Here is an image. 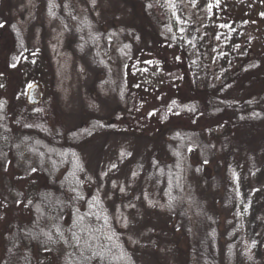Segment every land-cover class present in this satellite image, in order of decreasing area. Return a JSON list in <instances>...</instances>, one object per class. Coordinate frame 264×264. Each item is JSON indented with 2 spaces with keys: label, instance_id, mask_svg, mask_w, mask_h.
I'll list each match as a JSON object with an SVG mask.
<instances>
[{
  "label": "rangeland",
  "instance_id": "1",
  "mask_svg": "<svg viewBox=\"0 0 264 264\" xmlns=\"http://www.w3.org/2000/svg\"><path fill=\"white\" fill-rule=\"evenodd\" d=\"M138 1L2 0L25 48L13 57L14 39L0 29V94L18 109L34 87L31 104L66 130L91 119L108 125L120 113L138 121L95 133L79 148L139 264H228L229 238L237 264H264V126L193 130L180 191L175 167L187 138L154 112L160 96L186 98L192 84L232 83L241 100L259 96L264 0ZM148 1L161 12L151 14ZM68 10L91 20L98 51L80 45ZM146 21L165 34L159 54ZM1 172L25 191L39 180L18 176L13 161Z\"/></svg>",
  "mask_w": 264,
  "mask_h": 264
},
{
  "label": "trees",
  "instance_id": "2",
  "mask_svg": "<svg viewBox=\"0 0 264 264\" xmlns=\"http://www.w3.org/2000/svg\"><path fill=\"white\" fill-rule=\"evenodd\" d=\"M146 7L153 15L161 12L156 2L148 1ZM67 15L80 45L98 51V36L91 20L69 10ZM145 26L151 35V50L159 54L167 42L165 34L155 33L147 21ZM3 27L14 39L13 57H21L25 36L11 22L0 0V29ZM177 70L174 68L173 73L178 74ZM31 103L16 109L14 98L0 94V264H139L91 178L79 148L95 133L127 130L131 125L140 127L138 121L130 114L120 113L108 125L91 119L79 128L66 130L50 125L43 109ZM155 105L159 121L179 127L187 138L175 167L180 191L193 130L264 126V87L256 98L241 100L232 83L207 90L192 84L188 97L162 95ZM9 161H13L18 176L27 178L35 173L38 182L27 191L18 188L1 172ZM230 196L234 199L233 192ZM21 204L29 212L28 220ZM192 213L197 211L192 209ZM226 260L237 264V245L231 238Z\"/></svg>",
  "mask_w": 264,
  "mask_h": 264
},
{
  "label": "water",
  "instance_id": "3",
  "mask_svg": "<svg viewBox=\"0 0 264 264\" xmlns=\"http://www.w3.org/2000/svg\"><path fill=\"white\" fill-rule=\"evenodd\" d=\"M34 91H35V88L33 87V88L30 89V93H29V96L32 98L31 99V102L32 103L35 102V99H33V93H34Z\"/></svg>",
  "mask_w": 264,
  "mask_h": 264
}]
</instances>
